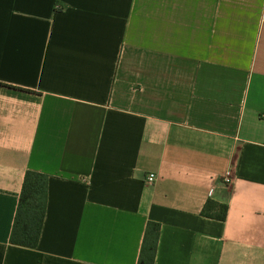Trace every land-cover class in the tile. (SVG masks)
Here are the masks:
<instances>
[{
	"label": "crops",
	"instance_id": "1",
	"mask_svg": "<svg viewBox=\"0 0 264 264\" xmlns=\"http://www.w3.org/2000/svg\"><path fill=\"white\" fill-rule=\"evenodd\" d=\"M147 222L153 264H264V0H0V264H137Z\"/></svg>",
	"mask_w": 264,
	"mask_h": 264
},
{
	"label": "trees",
	"instance_id": "2",
	"mask_svg": "<svg viewBox=\"0 0 264 264\" xmlns=\"http://www.w3.org/2000/svg\"><path fill=\"white\" fill-rule=\"evenodd\" d=\"M47 176L26 171L23 176L15 215L9 234V244L27 249H35L45 215L47 201ZM227 207L212 200L203 205L200 215L217 221H224ZM160 226L147 222L137 264H153Z\"/></svg>",
	"mask_w": 264,
	"mask_h": 264
},
{
	"label": "built area",
	"instance_id": "3",
	"mask_svg": "<svg viewBox=\"0 0 264 264\" xmlns=\"http://www.w3.org/2000/svg\"><path fill=\"white\" fill-rule=\"evenodd\" d=\"M156 180V175L154 173H147L144 177V186L145 187H149V186H152L154 184ZM232 182V179H231V174L229 171L225 172L222 176L220 175H215L212 177L211 179V184L212 186H214L216 183H222L226 186H229Z\"/></svg>",
	"mask_w": 264,
	"mask_h": 264
}]
</instances>
